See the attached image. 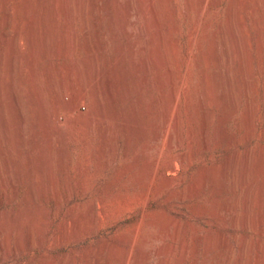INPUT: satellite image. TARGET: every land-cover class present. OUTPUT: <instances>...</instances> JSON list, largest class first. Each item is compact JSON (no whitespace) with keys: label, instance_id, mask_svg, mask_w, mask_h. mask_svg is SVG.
<instances>
[{"label":"rangeland","instance_id":"374dc122","mask_svg":"<svg viewBox=\"0 0 264 264\" xmlns=\"http://www.w3.org/2000/svg\"><path fill=\"white\" fill-rule=\"evenodd\" d=\"M24 1L0 0V23L6 8L10 19L3 25L9 32L12 21L28 4L42 15L52 10L44 0ZM52 1L58 20L50 28L47 46L52 50L47 56L40 54L36 65L40 72H54V89L43 77L38 89L41 111L31 83L25 76H16L23 137L14 130L9 105V130L0 126V264H264V164L259 158L264 153V0H240L228 20L225 8L232 0H153L152 7L140 0L144 11L136 0ZM68 4L73 10L70 21L64 15ZM154 14L163 37L165 65L160 71L170 70V78L181 79L176 108L181 117L180 148H168L162 89L149 51V36L156 30L151 23ZM219 26L228 46V28L232 30L238 51L229 62L235 107L208 103L202 148L197 136L202 120L196 90L210 81ZM20 46L24 48L23 43ZM81 67L88 68L87 72L82 68L79 73ZM82 84L77 110H65L60 102L69 101ZM213 92L220 98L221 90ZM93 106L97 114L85 126L82 121ZM79 126L90 134H82ZM169 126L172 130L173 118ZM72 128L75 135H71ZM46 133L52 137V146ZM64 139L66 152L62 154L59 143ZM188 146L192 148L189 163L178 161L176 170L165 176L172 178L177 190L204 169L219 176H213L215 186L212 182L185 199L168 200L161 190L144 209L138 206L120 218H101L98 230L81 231L89 204L104 198L107 188L123 187L132 193L156 185L168 158ZM102 149L106 166L101 175L84 193L72 190L69 196L64 168L74 182L82 161L93 166ZM233 154L237 171L246 154L255 170L254 194L246 209L243 193L233 196L219 184L220 166ZM123 166L127 172L116 182ZM236 192H241L238 185Z\"/></svg>","mask_w":264,"mask_h":264},{"label":"bare ground","instance_id":"6f19581e","mask_svg":"<svg viewBox=\"0 0 264 264\" xmlns=\"http://www.w3.org/2000/svg\"><path fill=\"white\" fill-rule=\"evenodd\" d=\"M37 1H40V0H37ZM44 1H45L46 6L50 9H52L50 12L46 11L42 15V14H40L38 8L31 5V3H30V5L28 4V6L21 12L22 14L20 15V17H18L17 20L12 21V29L9 32L8 30L4 29V25H3V24H5V22L8 19H10V14H9L8 10L5 8V10L3 9L4 13L2 16V22L0 23V126L5 131L9 130V128H8L9 127V121L7 119V116H6V107H7V105H9L11 107L10 109L14 112V114L12 113L14 115V118H15L14 119V126H13L14 130H15L16 134L20 137H23V134L20 130L21 114L19 115V110H18V106H17L18 105V94L14 88L15 77L16 76H19V77L25 76L27 78V80L31 83V85L33 86L34 92H35V97H36L37 101L39 102L38 108L41 111H42L43 105H42L41 100H40L41 94H39V92H38L39 84L42 82V80L44 78H46L48 83H51L52 90L54 89V82H53V77H52L54 75V72H52L51 69H48V70L44 71L46 73H45V75H43L44 72L43 71L40 72L39 69L37 68V65H36V61H37L40 54L44 53L46 56L48 54H50L49 51L52 49H49L47 46V44L49 42V37H50V28L55 21L58 22L57 13L55 11L56 5H55L54 1H52V0H44ZM144 1L147 3L148 6L152 7L153 0H144ZM239 1L240 0H232L231 1L232 3L228 4L227 7L225 8L227 20L232 16V13H234L236 7L238 6ZM25 2L29 3L30 0H26V1H24V3ZM136 2L138 4L139 8L144 11V8L141 5L140 0H136ZM211 2L216 3L217 1L211 0ZM202 4H204V3H202ZM205 4H206V2H205ZM64 9H65L64 15H65L66 19H68L70 21L73 17V10L69 6V4L66 7H64ZM144 16H145V13H144ZM145 18H146V16H145ZM151 23L153 24V26L156 27V30H154L150 34L149 40H148V45H149V49H150L149 50L150 54L153 58V65L156 68V70L158 71L157 82H158L160 88L162 89V96H163L162 99H163V102L165 105V112H164V122L166 123L165 133H166V136L168 139V142H167L168 148H172V147L180 148L182 146V144H181V138L179 135V127L180 126L178 127V119H180L181 117H180V113H179V108H178V110H176V108L178 105L177 94H178V90H179L180 85H181V79L170 78L171 74H170V70L168 68H167V70H169L168 73L160 71L162 64H163V60H164L162 50H161V40L163 37H162L161 32L157 28V21H156L155 14L151 20ZM147 24H146V29L148 30L149 26ZM21 30L23 31V33H21ZM258 33H259V37H261V34L259 31H258ZM228 35H229V40H230L229 46L227 43V39L225 37V33L223 32V27L219 26V28L216 32V35L214 37V40H213L214 50H213V55H212V61L214 64V69L210 75L209 83L211 85L209 83L207 85L204 84V85L199 86V88L196 90L197 103H198L197 105H198V109H199V112L201 114V120H202L201 128H199L200 131L197 134V136L200 137V144H201L200 147H202V148L206 144V131L208 130V129L207 130L205 129V119H206L205 107L208 105V103L210 101L216 102V103L220 102L223 104L227 103L233 110L235 107L236 95H235V91H234V81H233V76H232L233 72H232L231 65H229V62H230V60L234 59V54L237 53L238 51L236 48V43H234L235 40L233 39L232 30L230 28H228ZM21 43L24 44L23 49L20 46ZM172 46H173V44H172ZM167 47H169V45ZM68 51H70V50H68ZM67 53L69 54V52H67ZM69 56H70V54H69ZM72 62H73V60H72ZM75 62L76 61H74L73 63H75ZM82 62L83 61H81L79 63H82ZM84 62L86 64L85 60H84ZM76 65H77V63H76ZM81 65H83V64H80V66ZM163 65H165V64H163ZM70 66H71V64H70ZM83 67H81V69L79 70L80 71L79 73L82 72ZM86 69H88V68H85L84 70H86ZM72 70L73 69H71V71ZM62 72H63V70H62ZM72 72H74V71H72ZM86 72H87V70H86ZM63 73H67V72H63ZM164 74L167 75L166 78L163 77ZM79 75L81 76V74H79ZM79 75L77 74V76H79ZM73 76H74V74H73ZM77 79H79V78H76V80ZM203 82H204V80H203ZM76 84L78 85V83H76ZM48 86L50 87V85H48ZM82 88H83V84H82V86H79L74 91V94L69 101H63V102L61 101L60 102L61 106L65 110H77V108L79 106L80 90ZM214 88L215 89L218 88V90L222 91L220 98H217V96L214 94V92H213ZM50 90H51V87H50ZM81 93H82V91H81ZM90 94H91V100H93L94 104H96L94 97H93V94L92 93H90ZM96 114H97L96 106H93L91 108V110L89 112H87V114L85 115V119H83L82 124L83 125L86 124L85 126H89V124L92 122V120L94 118L93 116ZM132 116H134V115H132ZM171 118H173L172 130H171V127L169 126V122H170ZM135 120L136 119L134 118L133 121H135ZM131 123H133V122H131ZM79 129L82 130V134H85V135L90 134L89 129H85V128L83 129L82 126H79ZM75 133H76L75 128L74 129L72 128L71 129V135H75ZM5 135H8V134L5 132ZM45 135H46V138H47L49 144L52 146L53 145L52 137L48 133H46ZM158 135H159V133H158ZM127 137H130V136H127ZM130 139H131V137H130ZM128 140H129V138H128ZM88 142L90 143L89 139H88ZM59 144L63 145V147L60 146L61 147L60 151L62 154H65V152H66L65 139L63 141L61 140ZM144 144H146V143H144ZM109 148H110V146H109ZM143 148H145V147H143ZM191 149H190V146H188V148L185 149L183 152H181L179 155H177L175 157L170 156L160 170V176H161L160 181L158 183L155 182L156 185H150L147 189H145V190L143 189L141 192L135 191V192L129 193L128 190L123 188V187H120L117 190H114V189L110 190L109 188H107L108 194L104 198H100V200H97V201L89 204L88 209H87V218L85 221V226L81 227V231L87 232L88 230L89 231L98 230L101 218H106V219H108V218H120L123 215H126L130 210H132L133 208L138 207V206H140L142 209H144L149 204L151 199L155 195H157L161 190H164V192L166 194V198L168 200H170L174 197H178L179 199H185L186 197H191L193 195H197V194L201 193L202 191H204L213 182L214 178L217 175L216 173H215L216 175H214L213 173H208L204 169L198 170L197 173L194 174L193 178L191 179L190 183L187 186L181 187L177 190H175L174 184L171 181L172 178L170 177V179H169V178H167V176H165V173L173 172L176 170V166H177L178 161L182 165H186L187 163H189V160L191 157V152H192ZM84 151H86V150H84ZM105 154H106L105 150L102 149V151H100L98 157L96 155L97 159L94 160L93 166H91L90 161L88 162L87 160H83L81 163L80 171L76 175L74 182L71 181V176L68 172V168H64V170L66 172V177H67L66 185H67V192H68L69 196L72 194V190H73V193L74 192H77L78 194L84 193L87 190V188L92 183H94V180H96V178H98L101 175V172L104 170V168L106 166V162L104 160ZM133 155H135V154H133ZM259 156H260L259 158H261V160H262V164H264V153H261ZM228 160L230 162L227 161L225 164L220 166V167H222L221 173L218 169V174L220 173L219 184L222 185L224 188H226L228 191H230L232 193L231 195H233V196L240 197L243 193V195H244L243 201L245 204L244 207L246 209L248 207V204H250V203H248L249 198L252 196V194H254V185H255L254 184L255 183L254 182V172H255V170L253 169V165L250 162L248 154L245 155L243 161L241 162L242 166L238 171L234 167L235 166L234 163L237 162L235 154L231 155V157ZM136 162H138V161H136ZM125 165H127V164H125ZM129 166H131V164ZM91 167H93V168H91ZM122 168L124 169V166ZM147 168H148V166H147ZM129 169H127V170H129ZM139 170H140V168H139ZM4 171H5V169H4ZM69 171H70V169H69ZM149 171H151V169ZM126 172L127 171L125 169L122 171H119L118 174H116L115 181L116 182L121 181L124 178ZM2 176H3V174H2ZM213 176H215V177L213 178ZM149 178H150V176H149ZM5 179L6 178H4V182H5ZM129 180H130V178H129ZM142 180H144V179H142ZM12 183L13 182H11V184ZM214 184L215 183L213 182L212 185H214ZM237 185L239 187V191H241V192H238V194L236 192ZM263 186H264V181L261 183V187H263ZM6 187H8V186H6ZM4 190H5V188H4ZM213 191H214V189H213ZM217 191H219V190H217ZM239 193H241V194H239ZM54 194H53V196H55V199H57V197H58L57 192H54ZM253 200H254V198H253ZM251 204H252V202H251ZM229 205L230 204L228 202L227 206H229ZM153 215H156V213ZM84 217H85V215H84ZM80 219H81V216H80ZM80 219H79V221H80ZM154 219H156V218H154ZM157 219H158V217H157ZM23 231H24V229H23ZM222 262L223 261H221L219 264H222Z\"/></svg>","mask_w":264,"mask_h":264}]
</instances>
